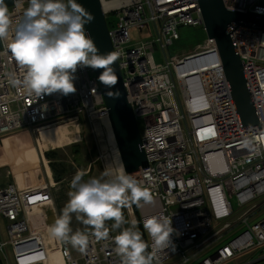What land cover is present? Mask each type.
Returning a JSON list of instances; mask_svg holds the SVG:
<instances>
[{
    "label": "built area",
    "instance_id": "2783aa9c",
    "mask_svg": "<svg viewBox=\"0 0 264 264\" xmlns=\"http://www.w3.org/2000/svg\"><path fill=\"white\" fill-rule=\"evenodd\" d=\"M223 1L229 10L264 16L261 0ZM100 2L106 22L110 14L117 16L109 37L119 54L128 101L137 122L144 124L141 141L148 166L131 175L151 191L154 202L138 208L141 223L143 226L145 218L163 214L172 218L175 229L172 246L159 254L161 264L178 257L175 264H191L216 247L198 264H223L263 247L264 220L252 222L264 203L244 211L234 223H225L235 215L225 182L232 183L240 208L264 196V144L245 147L242 143L245 135L264 131V31L245 23L229 28L260 122L259 127L243 129L214 40L207 37L188 54L166 56L167 47L180 39V27L205 30L198 0ZM28 6L29 0H22L20 7H9L13 28ZM144 22L154 24L156 36L133 44L131 30ZM6 45L7 41L0 42V137L24 129L36 134L64 123L79 129L84 117L96 130L99 119H109L94 69L77 70L74 94L36 97L25 92L22 84L10 83L9 74L15 73L22 81L23 70ZM157 46L166 58L165 66L155 63ZM201 57L214 59L201 67L191 66ZM8 176L14 181L0 187V225L8 233L7 239H0L2 264H48L55 252L64 264H120L112 240L119 231L111 226H107V239L90 235L83 251L59 239L50 242L45 237L46 227L40 224L44 216L36 212L52 203L56 183L21 188L13 170ZM127 211L133 219V210L127 207ZM215 222L222 227L208 236ZM242 227L245 230L238 233ZM228 234L236 235L223 242Z\"/></svg>",
    "mask_w": 264,
    "mask_h": 264
},
{
    "label": "clouds",
    "instance_id": "9594fccd",
    "mask_svg": "<svg viewBox=\"0 0 264 264\" xmlns=\"http://www.w3.org/2000/svg\"><path fill=\"white\" fill-rule=\"evenodd\" d=\"M20 7L22 0H14ZM86 16L77 0H29L22 19L13 28V18L5 0H0V42L7 41V50L12 59L23 70V79L17 80L15 73L9 74L10 83L22 84L29 95L43 97L54 93L64 96L74 94L75 73L80 68L100 70L99 81L115 87L117 75L112 67L118 59L117 52L100 53L86 31V24L92 22ZM118 97L119 92H109ZM257 142L264 144V131L251 136L245 135L242 143L252 147ZM104 178L83 180L77 173L71 182L68 202L62 214L50 226L55 238L83 251L90 235L97 240L109 237L107 222L111 228L120 230L112 237L115 253L120 264H161L160 253L172 246L175 229L172 218L163 214L152 215L143 220V229L151 240L145 241L138 227V221H126L123 209L135 204L138 208L154 202L151 191L123 167L108 168ZM72 214L76 220L92 229L76 230L70 227ZM128 227H122L125 224ZM151 248V251H149Z\"/></svg>",
    "mask_w": 264,
    "mask_h": 264
},
{
    "label": "rangeland",
    "instance_id": "374dc122",
    "mask_svg": "<svg viewBox=\"0 0 264 264\" xmlns=\"http://www.w3.org/2000/svg\"><path fill=\"white\" fill-rule=\"evenodd\" d=\"M261 4L264 6V0H261ZM117 23V16L116 14H110L107 18V25L109 30H112L116 27ZM180 40L174 42L171 46L167 47L166 49V56L168 59L177 55L178 53L188 54L191 50L195 49L203 43L207 35L203 27H180L179 28ZM156 36V30L153 23L144 22L140 26L136 27L135 29L131 30V37L132 43L135 44L140 40L152 39ZM154 60L156 65L158 66H165L166 65V58L164 57L163 51L161 50L160 46L156 47V51L154 52ZM64 125V124H62ZM61 125H58L59 127ZM138 126L140 131L144 129L143 121H138ZM73 127L70 131H73ZM98 128V127H97ZM80 134L83 137V141L78 144L68 145L66 147H62L56 150L49 149L48 151L40 152L39 148V133L34 134L29 129H24L19 132H15L11 135H7L5 137H0V161L4 160L5 157L9 160L10 157L4 153V148L11 147V152L19 154L25 150H31L33 152V156L36 155L39 159V172L37 175V184L42 183H50V179L47 174L46 164L51 172V175L54 179V183L56 186L52 189V195L55 199V206L58 211V217L62 214V209L68 202L69 196L68 193L71 191V182L76 174L79 172L83 174V180L88 181L93 178H104L103 172L106 168L110 170H115L114 168H110L109 160L110 155L107 151V147L105 146L104 142L102 143L101 134L99 133L98 129L94 130V128L87 122V118H83L82 126L79 128ZM103 138L105 137V132L103 134ZM56 152V157L53 159H49L46 157L47 153ZM11 156H14L13 154ZM19 157V156H18ZM14 159V158H12ZM43 159V160H42ZM44 161V162H43ZM8 172L12 173V169L9 166H5L0 168V187L6 186L8 183L14 181L11 176H8ZM51 177V179H52ZM58 177V180H57ZM39 180H42L39 182ZM48 183V184H49ZM225 188L228 195V198L234 208L235 215L233 218L225 221L234 223L237 221L240 216L244 213V211L248 209H252L256 205H261L264 203V196L257 199L253 204L246 208H240L238 206V202L235 196V192L233 190L232 183L229 180L225 182ZM128 209L133 210V219L138 221L139 227V218L137 217L136 211L131 205ZM124 217L126 221H130L131 216L127 211V207L123 209ZM264 220V208L258 213L252 222V224L261 222ZM113 221L107 222V226H111ZM124 227H128L129 224L123 225ZM70 227L72 228L73 232L76 230L81 231H90L92 230L90 227L83 225L81 222L76 220V214H72L71 224ZM220 227H222L221 223H214V227L212 231L208 234H213L216 232ZM245 230V227H242L238 233ZM120 231V230H118ZM236 235V234H235ZM235 235L228 234L224 237L223 242L230 240ZM213 249L208 253L204 254L203 256L196 259L191 264H198L204 258L209 257L212 253L217 249ZM75 254V250L73 251ZM180 258H173L171 261H168L164 264H175L178 262Z\"/></svg>",
    "mask_w": 264,
    "mask_h": 264
},
{
    "label": "water",
    "instance_id": "95a60500",
    "mask_svg": "<svg viewBox=\"0 0 264 264\" xmlns=\"http://www.w3.org/2000/svg\"><path fill=\"white\" fill-rule=\"evenodd\" d=\"M203 14L204 27L209 39L214 40L219 58L223 65L227 84L236 104L241 127L250 129L259 127L260 122L252 101L246 81L243 63L237 48L232 42L229 28L232 25L254 24L264 31V16L253 13H241L226 8L223 0H198ZM8 7L14 5V0H5ZM86 16H91L92 22L86 24V31L91 35L100 53L113 52L109 37V29L100 0H77ZM213 57H201L194 60L191 66L201 67L206 61L210 63ZM118 77L115 87L109 88L100 81V87L109 110L115 142L119 150L124 170L128 174L138 172L148 166V161L142 149L141 131L136 115L127 98L123 76L118 61L112 65ZM97 78L100 70H95ZM99 80V79H98ZM109 92H119L118 97H110Z\"/></svg>",
    "mask_w": 264,
    "mask_h": 264
},
{
    "label": "bare ground",
    "instance_id": "6f19581e",
    "mask_svg": "<svg viewBox=\"0 0 264 264\" xmlns=\"http://www.w3.org/2000/svg\"><path fill=\"white\" fill-rule=\"evenodd\" d=\"M98 131L101 134L102 143L104 142L107 147L108 154L110 155L109 166L110 168L119 169L123 167L121 157L119 155V151L117 148V144L115 142L111 122L108 118H101L98 121ZM73 126L71 123H64L59 127L53 126L41 129L39 133V148L40 152L44 154V152L51 150H56L62 147H66L68 145H72L76 142H80L83 140V137L79 133V129L74 128L73 131H70ZM105 132V137L103 138V134ZM37 133V134H38ZM11 147H5L4 153L10 157L11 159H7L5 157L4 160L0 161V168L5 166H9L15 175V180L21 188H30L36 187L37 184V175L39 172V164L38 157L36 155L33 156V152L31 150H25L20 152L19 154L11 152ZM14 156H11V155ZM19 156V157H18ZM14 158V159H12ZM48 177L51 178V172L46 164ZM41 182V180L39 181ZM38 216L40 214H45V217L40 221V224L46 227L45 237L50 239V242L55 241L57 243V238L51 235L50 226L56 220V212L50 204L41 208V211L36 212ZM38 220V219H37ZM8 233L4 230H0V239H7ZM48 264H64V261L61 255L58 252L52 253L51 261Z\"/></svg>",
    "mask_w": 264,
    "mask_h": 264
},
{
    "label": "crops",
    "instance_id": "0c3cea01",
    "mask_svg": "<svg viewBox=\"0 0 264 264\" xmlns=\"http://www.w3.org/2000/svg\"><path fill=\"white\" fill-rule=\"evenodd\" d=\"M49 179H50V181H54L53 177H52V179L49 177ZM48 183H45V184H48ZM43 184L44 183L38 184V185H43ZM50 205H51V207H53V209H55V212H56L55 214H56V219H57L58 218V211H57V208L55 206V199H54L53 195H52V203H50ZM44 206H42L41 208L43 209ZM39 211H41V209ZM43 216L45 217V214H43ZM0 230H4L6 232V229H4V227L2 225H0ZM223 264H264V246L260 247L258 249L256 248V249H253L251 251L244 252L241 255H238L234 259L229 260L228 262H225Z\"/></svg>",
    "mask_w": 264,
    "mask_h": 264
},
{
    "label": "trees",
    "instance_id": "16d2710c",
    "mask_svg": "<svg viewBox=\"0 0 264 264\" xmlns=\"http://www.w3.org/2000/svg\"><path fill=\"white\" fill-rule=\"evenodd\" d=\"M180 40V39H179ZM178 40V41H179ZM46 157L49 158V159H53L56 157V152L52 151L50 153H47L46 154ZM57 180H58V177H57ZM135 211H136V214H137V217L139 218V229L140 231L143 233V238L145 239L146 242L149 243V239H148V236L146 234V232H144V229H143V226H142V223H141V218H140V213H139V209L138 207L135 205V204H132ZM0 264H2L1 260H0Z\"/></svg>",
    "mask_w": 264,
    "mask_h": 264
},
{
    "label": "flooded vegetation",
    "instance_id": "af4514ba",
    "mask_svg": "<svg viewBox=\"0 0 264 264\" xmlns=\"http://www.w3.org/2000/svg\"><path fill=\"white\" fill-rule=\"evenodd\" d=\"M84 140V139H83Z\"/></svg>",
    "mask_w": 264,
    "mask_h": 264
}]
</instances>
